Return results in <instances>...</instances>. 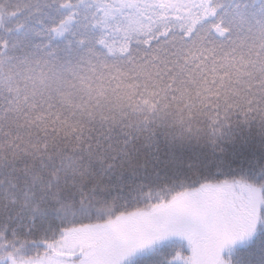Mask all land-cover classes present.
Wrapping results in <instances>:
<instances>
[{"label":"snow or ice","instance_id":"6c2138e0","mask_svg":"<svg viewBox=\"0 0 264 264\" xmlns=\"http://www.w3.org/2000/svg\"><path fill=\"white\" fill-rule=\"evenodd\" d=\"M0 264H264V0H0Z\"/></svg>","mask_w":264,"mask_h":264}]
</instances>
